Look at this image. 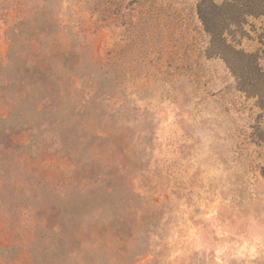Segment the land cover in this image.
Masks as SVG:
<instances>
[{
    "label": "rangeland",
    "instance_id": "374dc122",
    "mask_svg": "<svg viewBox=\"0 0 264 264\" xmlns=\"http://www.w3.org/2000/svg\"><path fill=\"white\" fill-rule=\"evenodd\" d=\"M225 1L0 0V264H264V114L198 14ZM225 36L264 69V15Z\"/></svg>",
    "mask_w": 264,
    "mask_h": 264
},
{
    "label": "trees",
    "instance_id": "16d2710c",
    "mask_svg": "<svg viewBox=\"0 0 264 264\" xmlns=\"http://www.w3.org/2000/svg\"><path fill=\"white\" fill-rule=\"evenodd\" d=\"M245 5L242 0H228L220 5L202 2L198 5V14L204 29L211 35V53L223 58L235 77L238 89L245 92L247 97L255 98V105L261 111L260 116H263L264 69L260 66L258 57L254 53L237 49L232 43L234 40L225 36L227 33L232 37L241 29L247 16L264 15V1L262 6L249 7ZM223 8L226 10L221 11ZM254 137L259 144H264V129L257 126ZM261 173L264 177V168Z\"/></svg>",
    "mask_w": 264,
    "mask_h": 264
}]
</instances>
